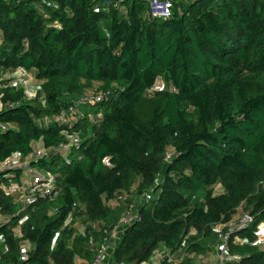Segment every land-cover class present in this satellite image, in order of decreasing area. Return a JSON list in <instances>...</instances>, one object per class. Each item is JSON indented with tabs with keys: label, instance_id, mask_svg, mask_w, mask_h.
Returning <instances> with one entry per match:
<instances>
[{
	"label": "trees",
	"instance_id": "obj_1",
	"mask_svg": "<svg viewBox=\"0 0 264 264\" xmlns=\"http://www.w3.org/2000/svg\"><path fill=\"white\" fill-rule=\"evenodd\" d=\"M116 2L0 0V161L74 131L83 140L68 158L32 163L58 173L59 193L37 202L21 236L19 192L0 188V217L10 219L0 220V264H91L134 196L150 189L113 264H193L210 250L213 226L239 210L252 220L230 234L229 264H264V0H173L170 18L151 21L142 1ZM18 70L40 82L31 99ZM89 91L110 98L81 106L73 124L42 123ZM99 111L96 126L89 114ZM8 175L20 184L18 170L0 184Z\"/></svg>",
	"mask_w": 264,
	"mask_h": 264
},
{
	"label": "built area",
	"instance_id": "obj_2",
	"mask_svg": "<svg viewBox=\"0 0 264 264\" xmlns=\"http://www.w3.org/2000/svg\"><path fill=\"white\" fill-rule=\"evenodd\" d=\"M121 0H117L116 5L120 3ZM144 4V14L148 20L155 19H168L173 15L174 2L173 0H140ZM18 70L16 74L20 76H27L26 73L22 70ZM30 80L29 76L24 79ZM161 82V81H159ZM29 83V81H26ZM162 83V82H161ZM13 86L17 85L16 82L12 84ZM29 85V84H27ZM156 85V84H155ZM155 85L149 89V91L155 90ZM163 86V83H162ZM36 92H29L24 89V95L27 99H31L35 96ZM110 98L109 91H89L88 94L78 98L73 104L62 108L58 114L51 117H45L42 120V123L45 125L50 124L52 121L58 123H69L77 122L82 113L79 111L81 106L85 105H95ZM12 107V104H8L6 108ZM89 119L99 126L102 120L101 112H96L89 114ZM72 123V124H73ZM1 129H6V125L0 124ZM94 135V132H92ZM66 140L59 142L58 144L50 147L41 146L38 148H32V151L26 155L21 156L15 154L11 157L6 158L5 160L0 161V175L6 172L21 171L29 175L30 180L26 185H18V183L9 181V184L1 182L0 188L6 192H19L20 200L22 203L20 211L24 214L20 219L18 225L14 228V232L17 236H21L20 225L28 218L29 214L35 210V206L40 199H54L58 196V189L56 186L58 173L52 170H37L33 167L32 163L42 159H48L52 157H61L68 158L70 153L73 151H79L82 144V138L79 131L71 132L66 134ZM19 157H16V156ZM172 157V151L168 149L165 153L164 160L169 162ZM12 175H8L10 178ZM11 179V178H10ZM13 183V184H12ZM13 186L15 188H13ZM117 199L120 201L126 200L124 195H118ZM153 199L152 189L147 190L143 194L142 202H147ZM139 204L130 203L129 208L124 210L118 223L114 225L107 234L109 235L102 243L97 246V249L94 253V257L91 264H113L110 260L112 251L114 250L115 245L118 243V240L124 231V229L131 224L140 220L138 214ZM252 218L248 213H242L237 221L234 224L228 226L227 231L222 235V240L217 246V261L215 263L209 264H229L236 259V256L230 252V246L228 238L231 233L236 232L240 229H243L248 226ZM10 219L7 217L3 219V222L8 223ZM261 229V228H260ZM263 234H259V240H263ZM238 241V239H235ZM21 258L26 260L28 257L27 243H22L20 248ZM156 257H160V253L156 252L150 260H156ZM157 258V259H158ZM167 261H173V258L168 254ZM149 262H142L140 264H148Z\"/></svg>",
	"mask_w": 264,
	"mask_h": 264
},
{
	"label": "rangeland",
	"instance_id": "obj_3",
	"mask_svg": "<svg viewBox=\"0 0 264 264\" xmlns=\"http://www.w3.org/2000/svg\"><path fill=\"white\" fill-rule=\"evenodd\" d=\"M20 77L21 76L19 74H16L14 76V78H19L20 79V80L19 79L18 80H19L20 84L22 85L23 89H25L26 91L28 90L29 92H32V91L36 92V90L40 87V85H39L40 82H38L36 79H34V77L32 75L29 76L30 80H26V81H29V83H26V81L23 80ZM3 80L4 79L0 76V82L3 81ZM27 84H29V85H27ZM162 88H163L162 83L158 81V82H156L155 90L151 91L150 94H152L155 91L161 90ZM1 108H2V104L0 102V109ZM35 146L36 145H33V148H36ZM105 162L107 163V159H105ZM13 188H15V187L13 186ZM218 188L216 189V192L220 191V189L218 190ZM142 199H143V194L140 195V196H136L135 195L134 199L132 200L131 203L136 205ZM238 213H239V216H240L244 212H243V210H239ZM260 226H262V225H260ZM213 239H214V241H212L211 239L207 240V244H210L211 246L215 245L214 248H216V246L219 244V240L217 241L216 237H214ZM211 251H209L210 252L209 254L200 253V254L193 255L192 256L193 264H208L209 262H211V260H209V258L213 254H216V258H217V252L212 253Z\"/></svg>",
	"mask_w": 264,
	"mask_h": 264
},
{
	"label": "crops",
	"instance_id": "obj_4",
	"mask_svg": "<svg viewBox=\"0 0 264 264\" xmlns=\"http://www.w3.org/2000/svg\"><path fill=\"white\" fill-rule=\"evenodd\" d=\"M161 81V80H160ZM33 145H36L35 147L36 148H38V147H41V146H43L42 145V143H41V141H38V142H34L33 143ZM33 145H32V148H33ZM16 157H19L18 155L16 156ZM33 167L35 168V169H37V170H42V169H39V168H37V167H35V165H33ZM9 181H11V182H15L14 181V179H8ZM30 180V177H29V175L28 174H26V173H22L21 174V176H20V185H26L27 184V182ZM16 183V182H15ZM18 185H19V183H18ZM220 189V191H218V192H221V188L219 187L218 188V190ZM217 192V193H218ZM15 193V192H14ZM13 193V194H14ZM9 194H12V193H9ZM238 217H239V213L237 212V214L233 217V219H232V221L231 222H229L228 224H234L236 221H237V219H238ZM3 219V217L1 216L0 217V220H2ZM228 224H224V225H222V224H215L214 226H213V231L215 232V234H216V238H217V241L219 240V243L221 242V230H222V228L224 227V226H226V225H228ZM264 228L261 226V234H263L264 235ZM192 233H194L193 231H191ZM263 240H264V236H263ZM262 240V241H263ZM27 246H28V244H27ZM218 246V245H217ZM217 246H216V248H214L215 247V245H213V246H210L209 245V248H210V250H208V251H206V252H204V254L205 253H207V254H209L210 252L209 251H211L212 253H214V252H217ZM159 253H160V257L161 256H163V254H164V252L163 251H159ZM158 257H156L155 259H157ZM209 260H211V262H209V263H215L216 261H217V258H216V254H213V255H211L210 256V258H209ZM208 263V264H209Z\"/></svg>",
	"mask_w": 264,
	"mask_h": 264
}]
</instances>
